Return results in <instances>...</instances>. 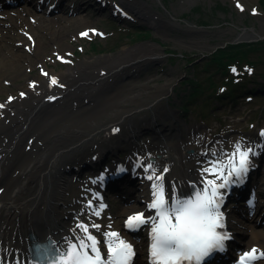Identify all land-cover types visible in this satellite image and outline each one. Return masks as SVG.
I'll use <instances>...</instances> for the list:
<instances>
[{
    "label": "bare ground",
    "instance_id": "6f19581e",
    "mask_svg": "<svg viewBox=\"0 0 264 264\" xmlns=\"http://www.w3.org/2000/svg\"><path fill=\"white\" fill-rule=\"evenodd\" d=\"M130 1L124 0L135 13H157L150 10L151 2L156 0ZM69 20L29 19L14 14L0 17V98L3 91L12 94L10 84L16 85L17 76L21 79L27 76L26 85L17 84L20 87L16 91L20 94L12 100L5 98L6 105L0 108V264H34L29 247L35 241L53 239L65 250L85 237L78 227L80 224L100 225L99 230L89 228L100 241L105 239L103 233L115 231L133 250L140 252L138 246L128 241L125 222L136 213L153 215L148 204L153 200L154 184L162 183L169 195L175 190L181 197H187L193 188L199 190L203 186L207 176L203 170L210 162L227 164V156L235 145L250 147L255 154L263 151L258 136L250 140L233 136L229 142L218 138L208 141L196 129L188 128L190 141H185L188 148L182 145L184 151L176 141L179 133L173 139L167 137L161 145L156 144L154 137L143 145L137 143L139 147H132V153L141 147L148 148V156L154 155L156 163L145 160L146 155L141 151L131 156L132 159L127 158L132 175L145 172L153 176L150 184L142 181L146 183L139 206L102 211L103 200L82 199L78 178L87 168L101 165L113 151L129 143L134 146L141 131L160 128L157 132H162L165 138L172 128L176 134L179 130L175 121H163L165 117H174V111L163 104L170 95L171 82L152 84L149 83L152 79L146 78L143 83L141 76L133 82L130 75L140 68V63L161 57L162 52L152 44L143 43L61 71L28 74L26 71L33 70L37 64L34 59H39L42 52L44 56L48 51H60L66 31L70 30L65 24ZM59 24L58 29L53 28ZM72 26L83 23L80 19L72 20ZM48 32L52 34L50 39L45 35ZM258 37V32L245 28L237 39ZM25 44L31 46V52L22 50ZM52 78L58 83L52 84ZM4 85L7 87L3 90ZM50 97L58 101L48 104ZM119 127L123 129L120 134L110 133L112 128ZM203 157H209L205 165L201 161ZM260 171L264 175V166ZM161 174L163 180L157 181L155 177ZM96 211L100 212L99 216L95 215ZM232 229L239 245L246 250H264L263 233L252 232L248 225L238 222ZM142 235L151 242L150 226ZM100 247L107 252L103 244ZM137 264H144L142 253Z\"/></svg>",
    "mask_w": 264,
    "mask_h": 264
},
{
    "label": "rangeland",
    "instance_id": "374dc122",
    "mask_svg": "<svg viewBox=\"0 0 264 264\" xmlns=\"http://www.w3.org/2000/svg\"><path fill=\"white\" fill-rule=\"evenodd\" d=\"M116 2L119 3V0ZM151 5L150 10L157 13H138L143 19L132 26L105 15H72L70 23L65 21L70 30L66 31L60 51H48L44 56L42 52L39 59H34L37 64L33 70L26 72L39 73L44 65L52 71H61L73 64L113 56L143 43L152 44L162 55L150 63L151 68L141 73V78L143 83L146 78L152 79L149 82L152 84L171 82L170 95L163 100V104L174 111V117L180 120L182 127L193 126L209 141L217 136L235 134L233 132L254 134L263 130L264 2L156 0ZM89 11L93 13L92 9ZM76 19H80L83 26L73 27L72 20ZM61 24L53 25V28L58 29ZM94 27H97L95 32L81 35L85 28L88 31ZM244 28L255 30L260 38L251 42L247 39L237 41ZM16 32L13 30V33ZM45 35L48 39L52 37L49 32ZM22 50L31 52L26 49V44ZM59 54L70 56L73 62L60 63ZM235 56L241 61L236 62ZM251 61L254 62L251 64L253 72L244 68ZM233 65L238 68L239 74L232 73ZM17 78L16 85L10 84V92L15 95L19 85L27 84V76ZM6 87L4 85L3 90ZM194 89L199 95L191 97L190 101L185 99L184 104L189 109L181 112L179 106L183 103L180 104V98ZM9 95V92L3 91L1 98H8ZM251 227L254 230V225L251 224Z\"/></svg>",
    "mask_w": 264,
    "mask_h": 264
},
{
    "label": "snow or ice",
    "instance_id": "6c2138e0",
    "mask_svg": "<svg viewBox=\"0 0 264 264\" xmlns=\"http://www.w3.org/2000/svg\"><path fill=\"white\" fill-rule=\"evenodd\" d=\"M237 7L241 6L237 4ZM90 31L95 32L94 29ZM88 34L87 31L81 33L82 36ZM231 70L236 72L235 68ZM51 83L56 84L58 81L52 78ZM12 99L9 97V100ZM3 107L0 104V108ZM261 135L264 136V131ZM254 154L250 147L235 145L234 151L227 156V164L210 162L209 167L203 170L207 174L203 186L187 197H181L175 190L169 195L162 183L153 185V200L148 204L153 215L136 213L125 222L126 228L130 230L150 226L151 264H202L214 251L225 248L230 236L223 231L220 207L229 185L241 183L246 178L251 167L250 156ZM151 167L148 165V168ZM148 179L152 180L153 176H148ZM155 179L162 181V174ZM103 207L101 204L100 208ZM95 215L99 216L100 212L96 211ZM78 227L85 237L60 254L57 264H131L135 255L133 246L120 238L119 233L105 232V239L100 241L89 231L90 227L99 230L100 225L80 224ZM101 244L107 248L106 253L102 251ZM260 259H264V252L253 248L240 257L239 264H255Z\"/></svg>",
    "mask_w": 264,
    "mask_h": 264
},
{
    "label": "trees",
    "instance_id": "16d2710c",
    "mask_svg": "<svg viewBox=\"0 0 264 264\" xmlns=\"http://www.w3.org/2000/svg\"><path fill=\"white\" fill-rule=\"evenodd\" d=\"M194 95H196V93H194Z\"/></svg>",
    "mask_w": 264,
    "mask_h": 264
}]
</instances>
